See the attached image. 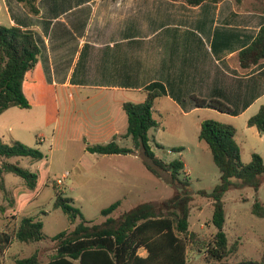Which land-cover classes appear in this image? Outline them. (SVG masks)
Masks as SVG:
<instances>
[{"label": "rangeland", "instance_id": "rangeland-1", "mask_svg": "<svg viewBox=\"0 0 264 264\" xmlns=\"http://www.w3.org/2000/svg\"><path fill=\"white\" fill-rule=\"evenodd\" d=\"M139 6L138 11L134 8L129 14L128 33L116 32L113 36L108 33L88 34L87 40L94 41L81 47L78 56L72 55L63 67L59 87H44L42 94H27L30 109L12 107L0 115V139L5 144L22 143L43 154V159L38 162L30 158L0 159V168L3 163L18 164L37 176L33 188L14 174L0 176V231L16 232L22 219L34 218L43 223L45 235L39 243L24 244L14 239L5 254L4 264H18V260L36 252L45 264L56 253L55 236L73 231L82 222L90 225L103 223L106 218L101 212L112 204L121 202L112 215L118 218L140 204L157 203L175 194V189L165 179H159L147 170L138 154L112 157L86 152L87 145H107L114 140L122 147L133 148L131 138H122L127 125L118 121L120 101L142 104L150 92L163 94L162 84L148 83L154 80L156 68L175 56L170 52L171 47L212 45L209 34L197 24L196 17L191 15L188 19L183 17L176 21L163 14L162 9H153L152 3ZM1 13L6 15L3 8ZM2 26L11 27L8 22ZM122 39L126 40L121 42ZM111 41L118 42L112 46ZM93 42L97 44L93 45ZM111 54L115 56L112 74L116 69L126 67L129 77L135 78V74H139L137 78L141 82L123 85H148L145 91L116 93L92 89V85H116L106 82L107 76L104 77L109 70L107 64H111L108 62ZM182 55L181 60L191 59L190 52ZM209 66L212 68L211 64ZM64 81L70 85L63 86ZM181 85L188 87L190 84ZM191 95L180 94L182 110L165 99L159 100L155 105L159 126L151 129L149 136L157 157L168 162H184L185 177L190 178L195 197L190 231L209 241L217 232L212 224L214 207L211 199L198 193L202 190L211 193L219 184L221 174L209 146L199 138L202 123L216 120L234 125L238 129L237 141L244 164L252 161L253 153L264 159V136L257 129L248 131L244 117L233 120L209 107L198 108ZM212 95L217 94H198V97L211 100L208 96ZM56 192L73 199L82 217L74 222L57 209ZM257 200L264 207V184L258 192L252 187L233 188L224 197L225 230L230 245L238 243L237 252L227 259L228 264L260 260L264 255V218L252 212ZM140 254L145 256L146 252L141 250ZM205 256V253L190 251L189 264H217L208 262Z\"/></svg>", "mask_w": 264, "mask_h": 264}, {"label": "trees", "instance_id": "trees-1", "mask_svg": "<svg viewBox=\"0 0 264 264\" xmlns=\"http://www.w3.org/2000/svg\"><path fill=\"white\" fill-rule=\"evenodd\" d=\"M18 1L29 13L39 15L38 0ZM173 1H183L197 7L205 2L220 3L225 0ZM234 1L237 4L244 2ZM253 7L264 13V0H255ZM41 54V47L32 32L15 26H0V115L12 107L31 108L23 86L26 75L40 63ZM238 60L243 69H251L264 61V26L253 43L239 53ZM161 96L160 92L154 91L147 95L142 104H124L128 129L122 138H131L133 148L122 147L114 140L107 145H87L86 152L102 156L138 154L147 170L155 177L165 179L175 189V194L157 203L140 204L118 218L112 215L121 202L112 204L101 212L106 218L103 223L90 225L82 222L73 231L55 236L56 253L45 264H189L190 251L205 253L208 262L228 264L227 259L237 252L238 243L230 245L225 230L224 197L233 188L252 187L258 192L264 184V159L260 154L253 153L252 161L244 164L242 149L236 139L237 128L216 120L203 122L199 138L209 146L221 177L211 193L202 190L198 194L212 200V224L217 232L209 241L191 232L190 217L195 197L190 178L185 177V164L182 160L168 162L157 157L149 136L150 130L159 126L154 106ZM193 100L198 108L209 107L227 114L233 112L227 103L218 99L193 96ZM248 126L255 127L264 136V105L249 119ZM12 158H30L38 162L43 159V154L39 149L22 143L8 145L0 139V159ZM2 174H14L32 188L37 183L36 174L18 164L3 163L0 176ZM55 207L61 209L71 221L82 217L73 199L65 197L62 192H56ZM252 212L264 218V207L260 200L254 203ZM43 230L42 222L24 218L16 232L0 231V264H4L5 254L14 239L24 244L39 243L45 239ZM141 250L146 252L145 256L140 254ZM17 263L43 264L38 252ZM235 264H264V255L260 260H243Z\"/></svg>", "mask_w": 264, "mask_h": 264}, {"label": "crops", "instance_id": "crops-1", "mask_svg": "<svg viewBox=\"0 0 264 264\" xmlns=\"http://www.w3.org/2000/svg\"><path fill=\"white\" fill-rule=\"evenodd\" d=\"M147 3H152L153 9H162L163 14L172 16L176 21L183 17L188 19L191 15L196 17L197 24L202 30L205 29L212 41L211 47L207 45L209 49L202 44L171 47L170 52L175 56L159 65L154 80L148 83L162 84L163 94L156 103L165 99L173 107L182 110L180 94H192L191 99L193 96L198 97V94H217L208 97L227 103L233 112L227 114L216 110V113L233 120L244 117L248 126L249 119L264 105V61L251 69H243L238 60L239 53L253 43L264 26V13L253 7L255 0H244L242 4L234 0L205 2L197 7L173 0H38L39 15L29 13L18 0H0V26L8 22L10 26L32 32L42 50L40 63L26 75L23 86L26 97L29 98L27 94H42L44 87H59L63 79V67L72 55L75 53L78 56L81 47L94 41L87 40L88 34L108 33L113 36L116 32L128 33L130 12L134 8L138 11L141 8L139 5ZM2 8L6 15L1 13ZM209 16H212L211 20ZM123 40L126 39L121 42ZM117 42L111 41L110 44L115 46ZM188 52L191 53V59L181 60L184 57L182 54ZM114 58L113 54L109 55L108 62L111 64H107L109 70L104 77L107 76L106 82L116 85H92V89L116 93L145 91L148 85L144 86L145 89L142 85H123L141 82L137 78L139 74L130 78L126 67L122 66L112 74ZM64 82L63 86L70 85L68 81ZM182 83L190 85L186 87ZM222 94L227 95L224 97ZM124 104L125 101L121 100L118 105V121L127 125L124 129L127 133L128 116L123 109ZM154 110L156 115L155 106ZM253 129L256 128H247L250 132ZM116 130L122 132L121 129Z\"/></svg>", "mask_w": 264, "mask_h": 264}, {"label": "built area", "instance_id": "built-area-1", "mask_svg": "<svg viewBox=\"0 0 264 264\" xmlns=\"http://www.w3.org/2000/svg\"><path fill=\"white\" fill-rule=\"evenodd\" d=\"M62 181H59V183L61 184Z\"/></svg>", "mask_w": 264, "mask_h": 264}]
</instances>
